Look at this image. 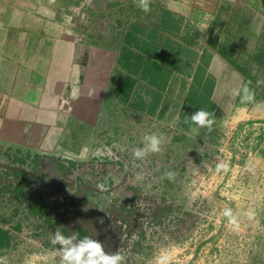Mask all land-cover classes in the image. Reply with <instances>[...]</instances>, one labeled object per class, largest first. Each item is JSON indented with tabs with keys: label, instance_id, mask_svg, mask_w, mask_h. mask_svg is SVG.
<instances>
[{
	"label": "rangeland",
	"instance_id": "obj_1",
	"mask_svg": "<svg viewBox=\"0 0 264 264\" xmlns=\"http://www.w3.org/2000/svg\"><path fill=\"white\" fill-rule=\"evenodd\" d=\"M150 17L122 16L120 26H128V22L134 20L154 29L158 20ZM167 58L179 60L178 56L174 59L168 55ZM165 63V67L160 66L161 70L158 65L155 70L149 66L150 72L160 74H165L172 66L167 76L169 78L163 79L165 88L159 96L160 100L154 105L159 97H153L155 90H147L152 85L149 81L145 82L142 90L146 95L147 111L136 113L131 120L130 129L140 136L135 143L139 155L126 156L119 164H113L106 174L105 169L99 167L98 170H83V164L79 168L72 167L74 164L69 159L58 162L55 158L44 157L21 163L30 170L46 164L38 172L41 175L37 182L48 185V189L58 193V198L63 201L42 203L41 207L45 209L44 205H47L51 213H44L42 217L48 218L47 223L50 224L41 230L42 234L31 240L19 239L13 250L2 255L1 264H75L74 261L65 260L66 250L79 247L86 240L100 242L106 256L113 257L115 252L122 256L120 264H136V255L151 248L144 264H264V98L244 97L237 89L227 94L225 89L219 87L213 96L219 109L209 120L211 123L186 128V118L183 119L181 115L185 106L188 108V112H185L187 115L198 113L189 106L187 96L190 86L200 83L194 76L200 79L202 71H193L192 64L188 63L184 65L185 71L182 73V63ZM258 99L263 101L257 102ZM152 105L155 110L149 112ZM180 119L184 121L182 134L176 133L180 132L177 129V126L180 128ZM153 137L158 141V150L153 149ZM134 162H139L146 173L136 176L135 186H130V190L133 187L142 188L144 200L142 202L135 191L132 194L131 191L126 192L127 195L136 196L143 205L148 201L146 191H143L149 186L148 181L151 184L166 182L167 190L159 193L163 197L158 195L161 201L164 200L162 209L171 217L176 215L179 211L177 205L183 201L184 205L181 206L189 215L182 230L174 236L168 237L160 232L153 245L147 242L145 236H141L142 241L138 246L133 243L131 250L125 245L120 252L116 251L119 244L116 245L110 232L100 234L101 239L97 236L99 220L102 225L106 224L103 226L105 229L111 224L106 217L110 211L105 212L110 196H101L98 204L83 202L82 206L79 196L86 182L93 184V189L105 180L111 184L121 180L125 190L126 185L134 179L130 170ZM127 165L128 170L125 168ZM13 175L12 170L9 172L10 186H16L20 180L18 176L13 178ZM171 188L176 189L182 201L177 200L175 204L166 202L165 195L171 193ZM117 191L120 193L122 190ZM154 194L157 195L156 192ZM44 197L48 198L47 194ZM62 216L70 222L65 224L60 219ZM153 219L156 222L161 220L156 216ZM39 220L43 223V220ZM167 222L163 221L162 224L166 225ZM138 230L141 231L139 226ZM58 234L70 243L57 240Z\"/></svg>",
	"mask_w": 264,
	"mask_h": 264
},
{
	"label": "crops",
	"instance_id": "obj_2",
	"mask_svg": "<svg viewBox=\"0 0 264 264\" xmlns=\"http://www.w3.org/2000/svg\"><path fill=\"white\" fill-rule=\"evenodd\" d=\"M139 15L158 20L144 36L154 31L155 45L179 57L166 62L202 71L212 96L219 87L241 94L249 77L264 94V0H0V145L34 146L63 126L57 118L77 95L89 112L98 99L99 35Z\"/></svg>",
	"mask_w": 264,
	"mask_h": 264
},
{
	"label": "flooded vegetation",
	"instance_id": "obj_3",
	"mask_svg": "<svg viewBox=\"0 0 264 264\" xmlns=\"http://www.w3.org/2000/svg\"><path fill=\"white\" fill-rule=\"evenodd\" d=\"M131 22L129 26L123 25L122 27L119 26L121 24L115 27L109 25L110 27H107L106 31L103 32L104 34L102 36L101 34L99 35V64L93 70V73L99 78V88L96 95L98 99L93 103L89 112L80 111L82 108L85 109L83 104L87 97L77 95L75 98L67 99V102L63 105V115L58 117H61L59 121L57 118L58 123L63 121V126L59 125V127L54 129L49 128L45 137L34 146L10 143L0 145V264L2 255L13 250L17 246L16 242L19 239L31 240L34 236L42 234L41 230L45 229L48 223L50 224V222L47 223L48 218L44 219L42 217L44 213L51 214L48 212L47 205H44L45 209L41 207L42 203L63 201L58 198V193L48 189V185L37 182L41 175L38 172L46 164L36 166V168L30 170L22 165V162H33L38 158L44 157L55 158L58 162L69 159L70 163L74 164L72 167L79 168L82 164L85 165L83 170H88V168L90 170L97 168L98 170L99 167V169H105L104 174H106L113 164H119L126 156L137 155L138 149L135 143L139 141L140 136L137 132L130 129L131 120L135 118L136 113L147 111V108H145L147 106L146 95L144 90H142L145 82L149 81L152 85L147 90H155L154 93L152 92L154 98L161 96L162 89L165 88L163 79L167 77L165 74L150 72L149 66L155 70L158 65L161 70L160 66H166L167 56L164 53V48H158L155 45L154 32L152 30H149L147 35L144 36V31L149 29L147 24L139 23L138 21ZM144 48H150L156 54L152 55L144 51ZM103 49L113 50L114 53L113 55L106 54V57H103L101 55ZM169 64L172 65V62L169 61ZM175 64L177 65V62L173 63V65ZM82 73L84 74L85 72L82 71ZM157 76H160V79ZM195 79L199 80L197 77ZM193 87V85L190 86L188 93ZM79 99L83 101L82 105ZM159 100L160 97L155 100L154 105ZM189 106L194 107L192 104H189ZM149 109V112H154L155 110L153 105ZM181 116L184 119L183 112ZM189 117H193V115ZM188 119L186 118L185 120L186 128L200 126L199 121H195V124H190ZM183 122L180 119V128L177 126L180 132L176 133H183ZM134 163L135 165L130 169L134 179L126 185L128 190L126 187V191L124 190L121 180L113 184L109 180H105L103 184L99 182L98 187L93 189V184L86 182L79 196L81 206V202H86V204L90 202L94 204L96 202L95 204H98L97 202L101 199V196L105 195L110 196L108 197L110 202L117 204L118 202H132L133 206H135V208L131 209L132 217L129 219V225L121 226L120 217L116 215L115 219L110 220L111 224L106 228L107 232H103L104 234L111 233L116 245L119 244L116 251L120 252L123 251L122 247L125 245L129 246L131 250L134 246H138L140 241H142L140 239L141 236H145L147 242L151 245L155 243L154 241L158 238L157 234L160 232L168 235V237L174 236L179 230H182L184 222L189 215L185 207L181 206L184 203L182 197L176 194L175 188H171V193L165 195L166 202L175 204L177 200H181L182 202H179L181 205L176 203L179 211L176 215L170 217L167 212L165 213V209H162L164 200L161 201L163 196L159 193L167 190L168 183L166 182L164 184H151L148 181L149 186L143 190L146 191L145 195H147L148 201L143 205L138 202L136 196L127 195L128 193L126 192L131 191L130 193L132 194L135 191L142 202L144 200L143 193H141L142 188L135 187V189L133 187V190H130V186L133 184L135 186L136 176L146 173V170L143 169L139 162ZM125 168L128 170L129 166L127 165ZM3 169L5 173L4 171L2 172ZM12 170L14 171L13 178L14 176L20 178L16 186H10L9 172ZM118 172L124 174L120 171ZM138 183L141 184L140 181ZM117 189L122 191L120 193L117 191L116 193ZM92 190L97 193H93ZM155 192L157 195L154 194ZM44 194H47L48 198H45ZM125 196L127 197L125 198ZM142 209L144 210L143 215L135 213V211ZM155 216L156 218H161V220L156 222L153 219ZM134 218H139V221L136 224H131L136 220H133ZM39 219L43 220V223L39 222ZM51 219L53 221V217ZM60 219L65 224L70 222L63 216ZM144 219L147 220L146 223L143 222ZM163 221L168 222L163 225ZM156 224L157 226H155ZM138 226L141 231L138 230ZM145 227L146 230H143ZM124 235L127 236L122 238ZM97 236L99 237L98 234ZM133 243H135L134 246H132ZM149 251L136 255L134 262L136 264H144ZM116 255L115 252L114 256ZM89 258L96 259L98 264L104 263L99 256L89 257L86 253L83 257V259Z\"/></svg>",
	"mask_w": 264,
	"mask_h": 264
},
{
	"label": "trees",
	"instance_id": "obj_4",
	"mask_svg": "<svg viewBox=\"0 0 264 264\" xmlns=\"http://www.w3.org/2000/svg\"><path fill=\"white\" fill-rule=\"evenodd\" d=\"M144 51H147L148 53H151L152 55H155L156 52L150 50V48H144ZM253 57V56H252ZM240 67V66H239ZM241 68V67H240ZM242 70H245L247 72V69L242 67ZM159 74V73H158ZM156 74V75H158ZM160 79V76H157ZM168 78V77H167ZM168 80H166L167 82ZM200 83H198L196 86H194L193 88H191L190 92L188 93V102L190 104H192V106H194V108L197 110V112L204 110L207 111L209 113V116L207 117L208 120H212L215 114V111H218L219 106L213 101L212 99V85L213 82L212 81H203V80H199ZM256 82H258V80H256V78L254 77H249L247 80H245L244 82V87L243 90L241 92V95H243L244 93H248V96L250 97H255V98H264V94H261L259 92H257V88L255 86ZM209 86L211 88H209ZM185 112H188L187 106L184 107L183 110V115L184 118H189L188 121H190V124H195V120L192 119V117H189V115H187ZM83 204V202H81ZM100 204V203H99ZM135 208V206H133L132 202H109V206L105 208V212L107 214V212L110 211V214H107V221H110L111 219H115V216L118 215L121 221V226H127L129 225V219L132 217V212L131 209ZM104 212V213H105ZM135 213H140L141 215L144 214V210H140V211H135ZM102 216V215H101ZM112 216V217H111ZM136 219V220H135ZM139 218H134L131 224H136ZM106 226V224H104ZM104 225H102L100 223L99 220V238L100 234H102L103 232H105V227H103ZM127 235L122 236V238H124ZM103 241V240H102Z\"/></svg>",
	"mask_w": 264,
	"mask_h": 264
},
{
	"label": "clouds",
	"instance_id": "obj_5",
	"mask_svg": "<svg viewBox=\"0 0 264 264\" xmlns=\"http://www.w3.org/2000/svg\"><path fill=\"white\" fill-rule=\"evenodd\" d=\"M143 9L147 11L149 9L148 4H144ZM209 116V113L207 111L201 110L199 111L196 115L192 117L193 120L199 121L201 124L205 123H211L207 119ZM153 142V149L158 150L156 147L158 141L156 140L155 137L152 138ZM139 155L140 153L137 152ZM57 240L62 241L65 244L70 243L69 240H65L62 235H57L56 236ZM88 254L89 257H97L99 256L100 259L104 261V264H120L122 261V256L116 255L113 257H109L103 254V247L102 244L98 241H92V240H86L83 244H81L79 247H72L69 250H66L65 254V260L66 261H74L75 264H98V261L96 259H83L85 254Z\"/></svg>",
	"mask_w": 264,
	"mask_h": 264
}]
</instances>
